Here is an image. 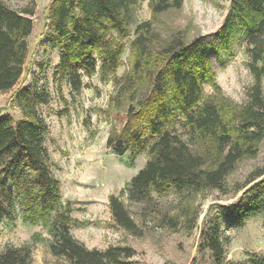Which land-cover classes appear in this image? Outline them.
Wrapping results in <instances>:
<instances>
[{
	"label": "trees",
	"instance_id": "1",
	"mask_svg": "<svg viewBox=\"0 0 264 264\" xmlns=\"http://www.w3.org/2000/svg\"><path fill=\"white\" fill-rule=\"evenodd\" d=\"M183 0H148L152 15L180 8ZM229 12L218 29L189 41L175 36L154 42L148 22L128 27L140 0H50L48 27L56 34L59 61L54 72L57 88L71 94L85 85L84 77L98 74L112 80L115 93L109 103L110 130L106 146L126 157L133 166L145 153L142 168L118 194L109 196L114 223L127 233L141 230L127 203H151L154 195L175 192L186 196L184 217L192 214V201L210 189L221 188L228 174L243 158L253 157L264 139V0H229ZM33 30L31 11L16 10L0 0V90L11 89L24 71L28 37ZM239 34L248 56L254 84L248 103L236 105L221 92L211 63L215 41L229 42ZM126 48L129 68L116 72ZM213 93L205 95L204 84ZM22 111L13 121L0 115V222L40 226L29 243L0 250V264H30L34 244L46 242L57 264H132L133 249L112 245L89 248L71 233L85 224L72 216L64 202L60 182L47 164L48 133L40 103L48 93L36 85L18 89L11 96ZM118 127V128H117ZM184 130L185 136L177 132ZM194 146V147H193ZM227 207L239 212L247 193L264 187V172ZM248 183V184H249ZM194 223V222H192ZM169 225L177 222L170 219ZM45 233V234H44ZM220 264L224 251L217 235L206 238ZM256 264H264L257 258Z\"/></svg>",
	"mask_w": 264,
	"mask_h": 264
},
{
	"label": "rangeland",
	"instance_id": "2",
	"mask_svg": "<svg viewBox=\"0 0 264 264\" xmlns=\"http://www.w3.org/2000/svg\"><path fill=\"white\" fill-rule=\"evenodd\" d=\"M3 1L16 10L31 11L33 30L28 37L23 74L11 89L0 90V115H9L13 121L22 118L21 109L11 98L18 89L36 85L48 93V103L37 105L48 125L47 164L60 182L62 199L72 207V216L85 222L71 229L75 238L89 248L130 246L134 251L132 264H216L206 241L212 235L218 236L224 251L220 264H256L257 258H264V187L247 193L239 212L227 207L253 183L249 181L255 174L264 172V139L253 157L236 163L221 188L194 198L191 212H197L195 221L191 219L193 215L186 218L182 213L187 202L182 194L154 195L151 203H129L124 199L141 230L139 236L127 233L111 217L109 196L118 194L142 168L146 154L139 155L130 166L125 156L115 155L106 146L114 81L104 82L95 74L84 77L85 85L76 94H71L66 84L59 90L54 79L59 61L56 34L47 25L50 0ZM229 4V0H183L180 8L154 17L148 0H140L128 27V38L136 36L138 24L148 22L156 44L175 36L189 41L218 29L229 12ZM244 46L237 34L229 42L215 41L211 53L216 82L222 94L236 105L248 103L255 81ZM128 59L126 48L116 77L127 72ZM203 88L205 95L213 93L208 83ZM177 132L185 136L184 130L177 128ZM170 219L177 222L175 227L169 225ZM40 231V226L25 225L20 220L11 225L0 222V250L7 245L29 243L31 235ZM57 263L60 260L49 253L46 242L34 244L30 264Z\"/></svg>",
	"mask_w": 264,
	"mask_h": 264
}]
</instances>
